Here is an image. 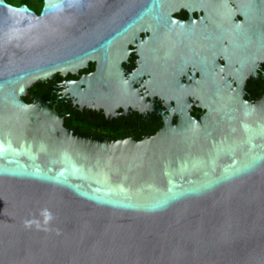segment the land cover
I'll list each match as a JSON object with an SVG mask.
<instances>
[{"label":"water","instance_id":"obj_1","mask_svg":"<svg viewBox=\"0 0 264 264\" xmlns=\"http://www.w3.org/2000/svg\"><path fill=\"white\" fill-rule=\"evenodd\" d=\"M188 2L44 0L36 13L0 0V264H264V97L205 101L206 117L166 122L141 140L66 129L24 99L38 81L93 61L95 73L64 93L133 105L120 69L128 44L144 30L150 44L184 35L171 14ZM216 56L201 63L205 78ZM239 111L240 140L200 146L206 120L217 118L216 130ZM255 113L260 121L245 122Z\"/></svg>","mask_w":264,"mask_h":264},{"label":"flooded vegetation","instance_id":"obj_2","mask_svg":"<svg viewBox=\"0 0 264 264\" xmlns=\"http://www.w3.org/2000/svg\"><path fill=\"white\" fill-rule=\"evenodd\" d=\"M172 9L171 18L185 23L186 33L162 32L150 44L146 39L151 31H141L140 40L128 44L120 62L121 73L132 85L126 97L133 105L111 100L80 104L64 93L66 82L95 73L93 61L76 73H55L38 81L24 99L29 104L40 100L62 118L66 129L115 140L154 136L166 122L179 125L185 116L200 120L207 116L205 101L257 104L264 97V0H189ZM215 53L214 79L205 78L202 65ZM135 72L141 75L131 79ZM175 102L184 103L182 112ZM237 116L232 122H219L216 130L217 118L206 120L205 143L200 146L208 150L225 138L240 140V111ZM260 116L255 113L245 122L255 125Z\"/></svg>","mask_w":264,"mask_h":264},{"label":"trees","instance_id":"obj_3","mask_svg":"<svg viewBox=\"0 0 264 264\" xmlns=\"http://www.w3.org/2000/svg\"><path fill=\"white\" fill-rule=\"evenodd\" d=\"M8 3H10V0H6ZM44 0H18L16 6L21 5H27L31 9H33L36 13H40L42 7H43ZM11 4V3H10Z\"/></svg>","mask_w":264,"mask_h":264},{"label":"rangeland","instance_id":"obj_4","mask_svg":"<svg viewBox=\"0 0 264 264\" xmlns=\"http://www.w3.org/2000/svg\"><path fill=\"white\" fill-rule=\"evenodd\" d=\"M11 1V0H10ZM17 2H18V0H12L10 3L12 4V5H17Z\"/></svg>","mask_w":264,"mask_h":264}]
</instances>
